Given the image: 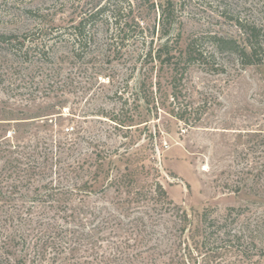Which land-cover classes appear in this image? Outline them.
I'll return each instance as SVG.
<instances>
[{
    "label": "rangeland",
    "instance_id": "obj_1",
    "mask_svg": "<svg viewBox=\"0 0 264 264\" xmlns=\"http://www.w3.org/2000/svg\"><path fill=\"white\" fill-rule=\"evenodd\" d=\"M169 1L170 40L177 51L194 41L195 51L186 70L176 52L172 74L153 60L167 0H0V36L10 37L0 39V264H51L55 253V264H115L131 178L133 219L155 178L193 226L204 208L217 219L228 208H242L244 220L264 211V65L209 44L215 35L244 46L237 23L264 30V0ZM113 10L133 18L118 53L108 46ZM5 241L15 243L9 255Z\"/></svg>",
    "mask_w": 264,
    "mask_h": 264
},
{
    "label": "trees",
    "instance_id": "obj_2",
    "mask_svg": "<svg viewBox=\"0 0 264 264\" xmlns=\"http://www.w3.org/2000/svg\"><path fill=\"white\" fill-rule=\"evenodd\" d=\"M171 5V2L167 0V4L161 8L160 22L163 30L161 37L164 41L155 51L153 60H156L161 68H167L172 74L179 65L178 61H174L176 52H178L180 60L186 62L183 63V70H186L187 66L192 64L189 60L195 51H192L194 41L189 42L185 50L177 51L175 47L178 48V39L170 40L172 37H170V30L165 27L173 13ZM106 12L108 13L109 9L107 6H103L90 13L88 18L93 24L99 20L100 16H105ZM119 12L116 10L111 12L114 31L108 38L109 49L116 50L117 53L120 50L119 43H123L133 33V26H131L133 18L131 21H122L118 15ZM85 24L83 19L73 27V35L78 42L82 39ZM237 25L245 37L244 46L241 47L233 39L215 35L209 37V44L217 51L235 53L244 66L264 65V60L258 57L264 30L255 23L242 25L238 22ZM79 38L81 39L79 40ZM0 39L10 41V37L0 36ZM145 57L151 59V50L146 53ZM175 91L174 87H171L173 96L171 98L176 99ZM163 106L160 104L161 108H165ZM167 113L181 121L182 116L176 113L174 108ZM199 120L198 118L193 122L185 120L184 124L188 128H192ZM152 182L150 197L143 199L146 204L145 211L133 219V178L127 180L126 197L123 203L127 204L129 211L126 210L127 214L123 216L127 222L126 229H123L121 237H117L115 247L112 248L115 264H188L192 260V264H227L228 256L249 262L254 257H264V211L253 220H244L245 213L242 208H228L225 214L217 219L211 216V209L204 208L199 215V223L193 226L188 214L172 203L166 190L156 181V178ZM140 196L143 197L145 194L137 193V197L135 194L137 204H139L138 197ZM166 215L173 219L171 227H168ZM11 241L13 242L14 239ZM52 241L51 239V241L43 243L37 249L35 255L39 260L44 261L47 258L46 254L53 251L52 244L54 243ZM7 244L8 242L5 241L2 244V249L5 247V251L9 255L11 252L9 249L15 246V243L11 247ZM52 257L51 264H55L58 261V256L55 253Z\"/></svg>",
    "mask_w": 264,
    "mask_h": 264
}]
</instances>
